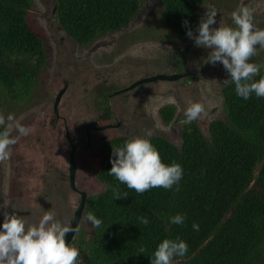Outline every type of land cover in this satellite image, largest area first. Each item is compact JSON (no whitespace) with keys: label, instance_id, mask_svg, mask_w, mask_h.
<instances>
[{"label":"trees","instance_id":"trees-1","mask_svg":"<svg viewBox=\"0 0 264 264\" xmlns=\"http://www.w3.org/2000/svg\"><path fill=\"white\" fill-rule=\"evenodd\" d=\"M204 1L159 0L162 28L181 41L189 29L196 33ZM141 4V0H57L55 18L73 40L88 46L128 28ZM32 8V0H0V113L5 101L24 102L46 68L43 40L31 24ZM261 77L264 68L254 80ZM222 96L225 120L211 122L208 136L194 121L181 126L180 146L161 136L150 137L163 162L183 167V178L171 190L161 187L138 194L121 184L108 173L112 150L130 138L103 144L98 179L106 189L91 195L85 209L86 217L93 213L102 224L96 228L89 222L92 236L72 244L85 264H151L158 245L177 237L188 244V252L175 257L173 264H264V98L255 93L248 100L237 96L232 81ZM176 113L173 105L160 110L165 125ZM1 183L2 163L0 189ZM117 187L128 197L115 200ZM177 214L186 217L183 225L169 222ZM141 217L149 223H141ZM193 223L199 224V231Z\"/></svg>","mask_w":264,"mask_h":264},{"label":"rangeland","instance_id":"rangeland-1","mask_svg":"<svg viewBox=\"0 0 264 264\" xmlns=\"http://www.w3.org/2000/svg\"><path fill=\"white\" fill-rule=\"evenodd\" d=\"M56 1L32 0L31 24L43 40L46 68L24 102L5 101L2 111L5 116L14 114L19 123L31 128V132L11 149V158L2 162L0 228L5 212L29 217L34 223L50 210L56 213L57 219L71 217L78 208L80 195L73 192L70 181L63 174L71 152L63 118L71 131L84 130L101 114L99 103L104 102L97 96L99 91L108 94V89L127 88L146 71L166 67L171 59L170 50L177 52L176 37L161 26L159 0H141V8L128 28L104 35L88 46L80 45L61 28L55 18ZM242 6L254 9L258 27L264 28V0H205L198 9L199 22L206 8L215 7L218 14L213 27H219L220 22L231 25L232 22H227L231 13ZM191 41L193 39L186 38V41L176 43L185 46ZM210 51L197 47L192 53L198 56V68H203L205 73L197 75L191 85L182 86L187 84L185 80L159 81L111 97L113 115L124 120L127 134L142 136L144 130L153 129V136L164 137L180 146L182 125H173V122L165 125L159 115L166 105L176 106V118L180 122L188 105L202 103L205 112L195 122L205 136L209 135L211 122L225 120L222 89L231 83V79L222 63L206 66L202 59H206ZM226 79L227 84L224 83ZM64 89L66 92L58 107L61 118L56 122L54 104ZM109 122L116 123V120ZM98 146V143L87 148L82 146L75 157L78 164L75 181L89 194L106 189V185L98 180L102 167ZM92 234L93 228L84 218L75 240H88Z\"/></svg>","mask_w":264,"mask_h":264},{"label":"clouds","instance_id":"clouds-1","mask_svg":"<svg viewBox=\"0 0 264 264\" xmlns=\"http://www.w3.org/2000/svg\"><path fill=\"white\" fill-rule=\"evenodd\" d=\"M206 9L196 29L198 35L191 29L187 32L197 47L211 50L204 63H222L235 84L237 96L248 100L255 93L256 97L264 98V77L254 80L264 64L250 62L259 55V49H264V28L258 27L254 9L248 6L237 8L231 13L232 24L220 22L219 27H213L217 23V9ZM187 23L184 22L185 25ZM224 83L227 84L228 79ZM204 112L202 103L192 102L185 108L184 119L179 123L191 124ZM0 129L2 163L11 158V149L22 137L30 134L31 128L19 123L14 114L5 116L0 113ZM153 135V129H146L144 135L133 136L122 147L113 146L109 175L138 194L161 187L171 190L183 178L184 170L179 163L163 162L159 150L151 142ZM176 191H179L178 187ZM113 196L119 200L127 198L128 193H121L117 187L113 189ZM185 219L184 215L177 214L169 222L183 225ZM87 220L96 228L102 224V220L93 213L87 214ZM140 222L147 225L149 220L141 217ZM192 227L199 231V224L193 223ZM77 230L73 218L57 219L56 213L51 210L35 223L29 217L5 212L0 228V264H80L79 249L66 242V236ZM140 252L143 253L144 249ZM187 252L188 244L179 237L164 239L155 250L151 264H173L175 257H183Z\"/></svg>","mask_w":264,"mask_h":264},{"label":"flooded vegetation","instance_id":"flooded-vegetation-1","mask_svg":"<svg viewBox=\"0 0 264 264\" xmlns=\"http://www.w3.org/2000/svg\"><path fill=\"white\" fill-rule=\"evenodd\" d=\"M227 22H232V20L230 19ZM187 38H189V37H187ZM183 41H186V39H184ZM183 41H181V40H176L175 41L174 45H178L177 47H175L177 52L173 53L170 50L171 59L168 61L166 67H163V68H160V69H153V70L146 71L144 73V75L140 79H138L137 81L133 82L127 88H124V89H121V90H118V91H112L111 89H108V94L106 92L99 91L97 96H98V98L100 100H103V102H104V103H99V107H100L99 111H100L101 114H100V116H99V118L97 120L90 121L84 127V130H82V131H80V130L71 131L69 129L68 125H67L66 119L63 118V122H64V125H65L66 139L68 141L69 146L71 147V151L73 150V147H76V153H77V151L82 146L87 148V147H90L94 143H98L99 144L98 150H99V152L101 154V148H102V146H103V144L105 142L111 141V140H113L115 138H119V137H129V138L133 137V135L132 136L129 135V132L127 134V132H126L127 128H126V125L124 124V120L118 119L117 116L113 115V112H112V110L110 108V106H111L110 105L111 104V101H110L111 97H113L115 95H119L120 93H124L125 91H128V92L132 91V90L134 91V90L139 89L141 86H144V85L157 84L159 81H163V82L169 83L171 81H177L178 82L180 80H185L184 83H187V84H182V86H188V85H191L193 80L197 79V75L204 74L205 70L203 68H198V65H199L198 60H197L198 56L197 55H192V53L197 48L194 40L191 41L190 43H188L185 46L176 43V42L181 43ZM202 60H205V59H202ZM250 62L263 64L264 63V51H263V49L259 50V55L254 56L252 58V61H250ZM209 64L210 63H207L206 66L208 67ZM157 77H164V78L157 79ZM165 77H169L171 79H166ZM67 88H68V86L65 89L67 90ZM65 89L61 91L62 94H61V97H60L59 101H58V98H59V95H60L61 92L58 94V97L56 99V103L54 104V113L56 114V120H55L56 122H57L58 119L61 118L60 115H59L58 107H59V103H60L64 93L66 92ZM166 106H164V107H166ZM164 107H162V108H164ZM159 115H160V111H159ZM177 115H178V113H176V116ZM112 118L114 120H116V123H110L109 122V121L113 120ZM177 118L175 117V119L173 120V123H174L173 125H177L178 124ZM103 120H105V121H103ZM161 120H162V118H161ZM105 122H107L108 124H105ZM162 122H163V120H162ZM88 126H91L89 128V130H87ZM110 131H115V133L114 134H110L109 133ZM116 132L119 135L116 136ZM75 157H76V154H75ZM101 157H102V154H101ZM18 158H20V157L18 156ZM70 160H71V152H70V155H69V159L67 161L68 167L66 168V170H64L65 172H63V174H65V177L68 178V180L70 181V187L73 190V192H75V194L80 195V201H79V204H78V208H79L81 200H82V195L79 192H86V191L81 190L77 186V182L76 181H75L76 190L72 187V185H71V174H70ZM102 164H103V161H102ZM77 165H78L77 161L75 160V166H76L75 179H76V176L78 174V166ZM91 195H93V194L87 193V196H88L87 197V201H88V198ZM78 208L73 211V214H72L71 218H74ZM85 209H86V207H85ZM84 218H87L86 215H85V211H84L81 223H82ZM77 232H78V230H77ZM76 235H77V233H76ZM76 235H75V237L73 239V242L76 239ZM73 242L71 244H73Z\"/></svg>","mask_w":264,"mask_h":264},{"label":"water","instance_id":"water-1","mask_svg":"<svg viewBox=\"0 0 264 264\" xmlns=\"http://www.w3.org/2000/svg\"><path fill=\"white\" fill-rule=\"evenodd\" d=\"M159 78H164V77H157V79H159ZM165 78L171 79L169 77H165ZM61 94H62V92L59 95L58 101L60 100ZM90 127L91 126H88L87 130H89ZM75 154H76V147H73V150L71 151L70 174H71V185L76 190V188H75V174H76ZM79 193L82 195V200H81L80 206H79V208H78V210H77V212L73 218V224H74V226L77 227V229L80 227L81 220L83 218V214H84L86 203H87V197H88L86 192H79ZM76 233H77V231L76 232H70L66 236V242L69 244L72 243Z\"/></svg>","mask_w":264,"mask_h":264},{"label":"built area","instance_id":"built-area-1","mask_svg":"<svg viewBox=\"0 0 264 264\" xmlns=\"http://www.w3.org/2000/svg\"><path fill=\"white\" fill-rule=\"evenodd\" d=\"M80 264H85V261L82 257L80 258Z\"/></svg>","mask_w":264,"mask_h":264}]
</instances>
